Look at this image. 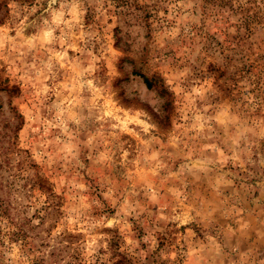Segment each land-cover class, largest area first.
Returning <instances> with one entry per match:
<instances>
[{
  "label": "rangeland",
  "instance_id": "1",
  "mask_svg": "<svg viewBox=\"0 0 264 264\" xmlns=\"http://www.w3.org/2000/svg\"><path fill=\"white\" fill-rule=\"evenodd\" d=\"M0 264H264V0H0Z\"/></svg>",
  "mask_w": 264,
  "mask_h": 264
},
{
  "label": "trees",
  "instance_id": "2",
  "mask_svg": "<svg viewBox=\"0 0 264 264\" xmlns=\"http://www.w3.org/2000/svg\"><path fill=\"white\" fill-rule=\"evenodd\" d=\"M145 85L147 88H150L151 87V82L149 80H147L146 78L143 79Z\"/></svg>",
  "mask_w": 264,
  "mask_h": 264
}]
</instances>
